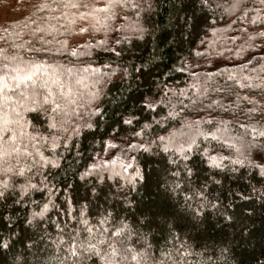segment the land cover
<instances>
[{
    "label": "trees",
    "instance_id": "1",
    "mask_svg": "<svg viewBox=\"0 0 264 264\" xmlns=\"http://www.w3.org/2000/svg\"><path fill=\"white\" fill-rule=\"evenodd\" d=\"M3 4L0 264H264V0Z\"/></svg>",
    "mask_w": 264,
    "mask_h": 264
},
{
    "label": "snow or ice",
    "instance_id": "2",
    "mask_svg": "<svg viewBox=\"0 0 264 264\" xmlns=\"http://www.w3.org/2000/svg\"><path fill=\"white\" fill-rule=\"evenodd\" d=\"M207 0H202V4H206ZM135 6V5H133ZM7 67V66H5ZM33 67H35V65H33ZM13 75H11L9 77V75L7 73H5V75L0 76V93H5L6 89H19L21 87V84L26 83L27 81H32L33 84H35V80H33V76L35 75V73L31 72L30 70L28 72H26L25 74H21V72L18 69H13L12 70ZM13 81V83H9L8 80ZM44 88H48L49 86L47 84L43 85ZM24 96H28V92L25 90L23 93ZM37 95L40 96L39 101L36 99ZM0 99L4 100V101H10L11 99H13V97L8 96V95H3L0 96ZM20 99V102L23 103V99L22 98H18ZM31 102L33 104H37L38 107L42 106L43 104H48L51 103L52 105H54L55 107L59 108V104H56L55 100L52 99V93L49 91L47 94H37L35 92V90L32 91V95H31ZM149 107H152L151 104L148 105ZM3 125H4V129L3 130H7V125L9 123H11L12 121L9 119L8 114L5 113L3 116ZM125 123H131V121H125ZM147 126V125H146ZM255 131V130H254ZM259 135L264 136V132L259 133ZM13 139H15V136L12 137ZM161 140H163V138H160ZM125 143H127V141H125ZM133 144H128V147H133ZM141 148H143V145H140ZM187 147L190 149L191 148V144L187 145ZM164 151L167 152L169 151V149L167 147L164 148ZM177 152L181 153V157L183 160L188 161L189 160V156L188 155H184V149L183 148H177L176 149ZM257 158H259L261 161H264V149L258 151L256 153ZM170 163L175 164L176 161L175 160H171ZM209 163L213 164L214 166H219L216 164V162L214 160H209ZM237 163H242V161H237ZM249 163H252V161H249ZM91 167H96L95 165H92ZM258 167H260L261 169V175H264V164L259 165ZM184 171L187 172L189 175L192 174V169L189 168L187 166V164L184 165ZM20 175H23V171L21 170ZM135 175L139 178H143L141 176V173L139 170L136 171ZM174 175H179V172L174 173ZM9 187V185L7 183L4 184V188L7 189ZM21 187L22 191H26L27 187L25 186H19ZM176 187H178V185L174 186L171 188V191L175 192L176 191ZM5 195L4 191H0V197H3ZM202 195V193H201ZM185 199L187 200L188 197H185ZM215 205H213V208L215 209ZM222 215H224L225 219L231 220L233 217L226 215V213H221ZM6 247V245H5ZM226 251V250H225ZM73 254L74 250H73Z\"/></svg>",
    "mask_w": 264,
    "mask_h": 264
},
{
    "label": "rangeland",
    "instance_id": "3",
    "mask_svg": "<svg viewBox=\"0 0 264 264\" xmlns=\"http://www.w3.org/2000/svg\"><path fill=\"white\" fill-rule=\"evenodd\" d=\"M2 2H3V0H0V8H2L3 6H4V4L2 5ZM130 32H138L139 30L138 29H136V28H129L128 29ZM103 66H105L106 67V69H108V70H111V64H110V62H106V63H104L103 64ZM102 66V67H103ZM94 69H95V72H96V74H97V77H96V80H97V82L98 81H100V74H104L105 72L104 71H101V69L99 68V66H95L94 67ZM103 70V69H102ZM163 141H165L166 143H164L165 144V147H167L169 150L171 149L172 151H175V152H177L176 151V149L177 148H175L173 145H171V144H169L168 142H167V140L166 139H163ZM164 149V148H163ZM125 182H127V181H125ZM123 184V183H122ZM124 185V184H123ZM52 210V207L49 209V210H47L46 212L48 213L49 211H51ZM42 213H44V211H42V212H33L32 214H33V216L35 217V218H37L39 215H41ZM43 215V214H42ZM118 241L120 240V237H118V239H117ZM174 253V252H173ZM175 254V253H174ZM157 264H165L164 263V261H159V262H157Z\"/></svg>",
    "mask_w": 264,
    "mask_h": 264
}]
</instances>
